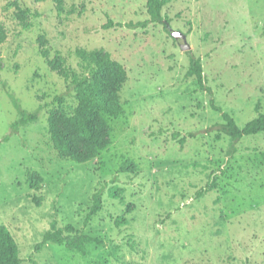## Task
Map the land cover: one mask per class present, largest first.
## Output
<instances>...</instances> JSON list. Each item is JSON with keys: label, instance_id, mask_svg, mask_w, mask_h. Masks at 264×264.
<instances>
[{"label": "rangeland", "instance_id": "374dc122", "mask_svg": "<svg viewBox=\"0 0 264 264\" xmlns=\"http://www.w3.org/2000/svg\"><path fill=\"white\" fill-rule=\"evenodd\" d=\"M58 1L62 14L55 0H0V224L22 264H264V133L231 153L212 105L240 126L258 104L264 112V0H170L167 28L127 26L149 19L147 0ZM109 18L124 25L106 29ZM77 48L108 52L127 69L123 114L107 117V145L81 163L61 158L48 131L52 111L66 129L71 109L54 101L65 82L47 59L70 56L77 66ZM190 51L205 89L186 76ZM7 89L25 108H43L4 140L18 116ZM104 185L103 208L85 223ZM53 219L112 242L86 254L41 245Z\"/></svg>", "mask_w": 264, "mask_h": 264}, {"label": "trees", "instance_id": "16d2710c", "mask_svg": "<svg viewBox=\"0 0 264 264\" xmlns=\"http://www.w3.org/2000/svg\"><path fill=\"white\" fill-rule=\"evenodd\" d=\"M57 2V11L63 13V9ZM170 0H147L149 19L133 23L127 26H146L150 22H165L166 28L169 19L163 15V7ZM122 22L109 20L103 25L104 28L123 26ZM75 55L78 59L77 66L70 62V56L58 55L56 59H47L49 68L64 79L65 89L60 95L55 96V103L62 107L68 103L71 111L66 120V129H61L54 117L55 112L49 115V135L52 146L61 158L71 159L77 163L90 161L95 158L100 149L107 145L106 133L110 127L107 117L118 118L123 114V107L119 98V90L127 79V69L118 60L112 58L110 53L99 54L85 48H77ZM190 66L186 72L187 77L195 76L202 89H205L206 76L200 57H196L192 51L189 52ZM58 60H61L59 65ZM5 84V83H4ZM6 86V84H5ZM7 94L17 109L18 116L11 123V133L3 137L8 140L10 135L19 132L23 127L37 122L43 105L35 109L25 108L20 98L7 89ZM213 107L222 112L223 122L220 130L231 137L232 150L236 143L245 136L264 133V112L257 105L258 115L240 126L235 117L228 111H223L220 106ZM185 139H181L184 143ZM134 166V165H133ZM132 166V167H133ZM127 168L131 167H126ZM216 181L212 180L207 188L215 187ZM105 185L97 189L92 196V205L87 214L85 223L100 212L103 208ZM109 196L116 198L120 196L119 187L114 185L108 190ZM117 223H120L119 219ZM51 242L53 244L65 245L68 250H76L86 254L88 245L97 244L107 246L112 240L80 232L73 224L60 226L57 219H53L51 226L45 231L41 245ZM112 251V249H111ZM113 253V251H112ZM0 264H22L19 243L11 229L0 224Z\"/></svg>", "mask_w": 264, "mask_h": 264}, {"label": "water", "instance_id": "95a60500", "mask_svg": "<svg viewBox=\"0 0 264 264\" xmlns=\"http://www.w3.org/2000/svg\"><path fill=\"white\" fill-rule=\"evenodd\" d=\"M174 36L177 38L179 44L183 45L187 42L186 35L181 31L174 32Z\"/></svg>", "mask_w": 264, "mask_h": 264}]
</instances>
